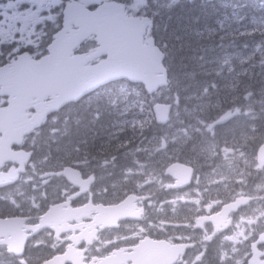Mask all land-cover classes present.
Segmentation results:
<instances>
[{
  "label": "rangeland",
  "instance_id": "obj_1",
  "mask_svg": "<svg viewBox=\"0 0 264 264\" xmlns=\"http://www.w3.org/2000/svg\"><path fill=\"white\" fill-rule=\"evenodd\" d=\"M178 2H182V0H178ZM256 4L259 8H261V2ZM222 8H224V5ZM259 11L260 9L257 12ZM182 34L184 36L183 38H185L187 41L186 44L191 42L194 37L190 32ZM197 34L201 37L200 42H202L203 39L208 41V44L202 45L201 43L196 47V51L201 53L200 50H203V54H206L205 57H201L202 59H197L201 60L199 65L203 66L205 69L202 75H204L205 78H211L212 80V84L209 85L211 87L208 89L223 91V95L225 98H229V100L225 99L227 100V103L223 106V108L218 103H215L217 100L210 101L209 99L204 101L201 100V98L195 100V104H192L191 109L187 108L185 105H182V107H184L183 109L177 107V113L174 115L175 121L173 125L170 128L163 130L161 134L152 136V138H156L149 143L144 142L142 149V154L146 155V159L154 160V162L156 161L154 157L160 154L162 141H166L167 148L170 150L167 152L166 156H163L160 159V166H158L157 170H155V174L157 176L154 178L153 185H167V180L163 178L164 169L161 167L167 163L168 158H175L181 154H183V156L191 154L192 148L183 151V144L189 142L190 145L192 141H195V132H201V129L205 138L209 139L210 142V150H208L209 159L211 162H213V164L218 162L219 167L216 169L219 168V172L222 174L218 180H216L214 177L211 179H203L201 175H199V177H196L194 187L190 190V192L185 191L183 194L177 197V203L180 205H173L176 209H172L170 207L165 208L170 206L167 203H163L161 205L162 207H158L157 214L163 218L160 220V222L165 223L164 225L170 224V219L173 222V224L170 226L162 225L158 227V229L163 230L162 233H165L164 231H166L175 235L177 240L185 238L187 235L192 233L193 229L194 231L197 229V216L211 207L213 200L218 198L220 192L206 196L201 201L202 194H204L207 190H210L213 187V184L217 185V181L221 182L220 186L224 191L230 192L228 195L242 192L240 189H242L244 186L237 187L235 183H233L234 180L238 181L245 171L243 165L245 164L246 160L242 157V155L247 156L252 148L259 147L260 144H263V141H261L263 137L258 134L256 129L259 122H264V79H262L264 78V15L258 16L254 13V11H252L251 14L246 13V15H242L237 10L230 13L222 12V14L216 18L214 29H204L202 32ZM171 52L180 54L176 51ZM189 52L192 51L185 50V52H181V54H184L183 56L185 58L187 57L186 62L191 59H195V56H190ZM174 61L175 66H177L179 71H181L177 72V74H182V71L186 68L184 67L185 65L183 64L182 59H174ZM219 80L222 85H217ZM250 82L255 84V89L251 87ZM124 87L126 86H118V91L121 92ZM133 89L135 90V93H138L136 88ZM192 90H194V88H192ZM203 91L206 92L205 88H203ZM238 91H241L240 95ZM170 93V91L164 92L161 97L167 95V98H169L170 96L168 94ZM210 93L211 94L209 96H211V98H217L214 96V94H212V92ZM201 94V96H208L204 95V93ZM237 95H239V97L236 98L235 102L238 103V105L233 102V98ZM193 96L195 95L193 94ZM251 98L256 100L252 103V111H250ZM106 100V96H104L101 101ZM126 101L127 100L124 99L118 102H113L112 105L113 107H116L117 115L110 114V117L106 118L105 122L102 121L101 124H105L106 127H115L114 131L117 130L120 134L131 132V137L135 138L136 132L134 133V127L139 124L146 126V120H149V116L146 110L141 109V123L138 124V122H135L134 124L130 125L128 120L131 117V114L126 112L127 107L124 103ZM233 103H235L236 108L232 107ZM87 104H84L82 108L85 109ZM255 104H257V107ZM189 111H194L192 112V116L194 115L196 120H201L198 125L193 126L190 124L193 117H190L189 115L186 116L187 119L185 121H181V118L189 113ZM104 116V114L101 115V117ZM241 116H244L245 120L240 121ZM226 118L228 121L226 123L220 124V127L217 128V124L222 119ZM236 118L237 121L235 123ZM250 118L256 119V121L254 120L251 122L249 121ZM52 126H50L49 129H51ZM238 127L240 129H238ZM233 128L237 129V133L234 138L231 132ZM106 132L107 130L103 129L96 132L92 131L87 137H85V139H87V141L93 142L97 138L102 139L106 137ZM206 132H208L209 135ZM212 138L213 141H219L212 143ZM227 138L229 139L227 140ZM141 141L142 140H139V143H141ZM196 142L197 141L193 142L191 145H194ZM49 143L51 145L58 144L57 141L52 138V136ZM127 143L128 148L125 153L128 156H138L141 145L137 148H134L133 150H130V143ZM134 143H136V139L134 140ZM118 145L123 147L126 146L120 141ZM103 149L104 146H101V151ZM196 151L198 152L197 149ZM80 152L81 151L77 149L75 153L70 152L65 154V156L67 159L74 158L75 154L77 155ZM48 153L49 159L54 157L50 149ZM79 157L80 156H78V158ZM213 157H216V159H212ZM113 160L115 159H111L110 161ZM80 163L81 162H78V164ZM84 163L89 164L90 161L87 160L86 162L84 161ZM86 164H84V166ZM208 164L210 163H207L206 166ZM134 167L135 165L132 163V161H128V163L125 164L123 172H121L119 169L116 170L114 168L113 162L99 163L98 171L101 175L99 186L104 189L105 187H103V185L101 186V182L103 181V183H105L106 178L111 177L120 181L119 184L113 185L117 190H123L126 187H133L132 185L140 187L141 183L139 182V178L137 175H135L137 174L136 170L134 171V174L130 175V184L122 183L127 177L128 173L135 169ZM108 169H115V171L114 173H106ZM253 171H255L257 176H261L262 173L261 178H259L260 180L264 181V171H261L259 167H257L255 170V166H253ZM46 173L47 171L44 170L39 174V176L42 177ZM252 177L256 182L257 177L255 175ZM150 179H153V177L149 172L146 171L145 181L148 182ZM203 181L205 183H202ZM25 184L27 185V189H23ZM60 184L61 182L54 179L41 181L39 177L27 178L23 181V184L20 185L21 187H19L20 193L16 196H12L10 200L12 201L15 208L26 207L29 209L27 210L28 212L37 216L44 211L45 207L57 199V194L63 192L64 186L63 188H57ZM257 185L259 187H255V191H264V187L262 185ZM105 190L109 192V189L106 188ZM35 192H42L44 195H35ZM245 192L249 194L253 193L249 189H247ZM112 194L122 197L121 192L115 191ZM47 195L49 197L48 201L46 200ZM50 197L53 199L50 200ZM263 214L264 211L262 210L256 215L251 213L250 216H247L246 218L255 219L257 221L256 226L258 229H260L264 225ZM148 223L149 225L153 224V222L150 220ZM200 232L210 233L208 228L197 232L195 231V233H199L198 235L202 236L203 233ZM214 242L215 241H211V244ZM44 243L46 246H49L46 241ZM201 244V248L205 247V240ZM109 246L110 244H107L106 248ZM214 247H216V245L211 247L210 250L215 251ZM220 254L233 258V261H235L236 264H245L247 258L250 257L251 254L250 244L244 242L240 245V247L239 244H235L234 249L232 246H228V250H224ZM216 258H218V254ZM12 263H14L12 260L0 253V264Z\"/></svg>",
  "mask_w": 264,
  "mask_h": 264
},
{
  "label": "snow or ice",
  "instance_id": "obj_2",
  "mask_svg": "<svg viewBox=\"0 0 264 264\" xmlns=\"http://www.w3.org/2000/svg\"><path fill=\"white\" fill-rule=\"evenodd\" d=\"M191 2L0 0V97L47 87L111 57L134 34L166 48L162 34Z\"/></svg>",
  "mask_w": 264,
  "mask_h": 264
},
{
  "label": "water",
  "instance_id": "obj_3",
  "mask_svg": "<svg viewBox=\"0 0 264 264\" xmlns=\"http://www.w3.org/2000/svg\"><path fill=\"white\" fill-rule=\"evenodd\" d=\"M163 74L162 77L158 76ZM127 79L132 83H141L146 87V91L150 94L155 93L160 87L167 85L166 70L162 66V56L157 50H152L142 45V36L134 34L130 36L119 51L108 57L101 65H98L91 69L80 68L67 75L62 76L53 84L38 89H29L23 92H13L10 97V105L8 108L0 110V133H4L10 140L22 139L24 136L32 133L37 129L43 120L62 110L71 103L79 102L86 95L96 91L100 87L106 86L110 83ZM15 97L16 99H13ZM37 100V106L33 107L36 110V115L29 120L24 116V112L28 109H32V103ZM48 101V102H47ZM41 102V103H39ZM156 119L159 123L166 124L169 121L171 113V106H156L155 107ZM23 123L21 133L15 129V124ZM259 162L264 166V147L259 152ZM20 159V157L18 156ZM18 158L11 155V153L4 146L0 152V168L5 163L20 161ZM28 160V159H27ZM26 160V161H27ZM175 179L178 181V185L182 188L187 187L191 183L193 172L182 165H174L169 171ZM60 175L66 177V179L73 185L89 187L94 182V178L83 183L81 174L71 168L66 169ZM9 180H17V176L14 174L7 176H0V188H4L9 185ZM7 183L4 184L3 182ZM84 192L87 188H84ZM134 201H137L134 197L127 199L123 205L115 208H97L99 213L97 217V226L105 228L117 227L118 222L125 219L139 220L141 213L135 215V209L133 207ZM230 209L223 212V221H219L216 217L213 221L216 224H220L225 221V217L229 213ZM91 212L90 206L85 209L73 210L64 209V205H59L51 209V212L43 217L39 226L24 229V219H10L0 220V246H8L10 254H15L17 257H23L26 247L22 240L30 238L26 233L33 232L34 235L40 232L51 229L58 232V237L63 233L70 230L66 227L68 223L80 220L85 215ZM62 225L63 228H59ZM75 230V229H73ZM96 232L91 236L88 233H83L78 238H72V242L78 246L79 241L87 240L89 243L95 238ZM4 238V241L1 239ZM260 243H264V236ZM191 246L178 245L170 246L164 243L157 249L147 248L145 245H139L135 252L129 256H125L121 252H117V256L114 258L108 257L100 261V264H143L142 261L148 258H153V254L156 253L158 258L156 260H162L161 264H173L177 261L180 255L184 254ZM147 251V255L142 251ZM84 252L75 253L74 248H70L63 256L55 257L52 261L45 264H83ZM98 261V260H95ZM250 264H264L259 261V257L255 254Z\"/></svg>",
  "mask_w": 264,
  "mask_h": 264
},
{
  "label": "flooded vegetation",
  "instance_id": "obj_4",
  "mask_svg": "<svg viewBox=\"0 0 264 264\" xmlns=\"http://www.w3.org/2000/svg\"><path fill=\"white\" fill-rule=\"evenodd\" d=\"M150 38L151 37L147 36V39H150ZM173 42H177V39L174 38ZM196 44L198 43H195L194 39H192L191 42L187 43V47L195 46ZM206 44H208V41L203 39L202 45H206ZM173 48L176 49L177 46H173ZM96 64H92L89 66H94ZM6 105H7V99L0 97V107H4ZM31 141H32L31 138H25L20 147H14V151H26V152L32 151ZM75 145H78V143L75 142ZM85 146H83L84 147L83 150L90 152V149ZM81 147L82 146H77V148H80V151L82 150ZM213 159H216V157H213ZM34 164L35 163L33 160L27 167V175L30 174L31 169L39 168L38 165H34ZM13 167H17V166L8 165L4 168L3 172H7L9 169ZM81 169L83 171L85 178L88 177L89 175L91 177L96 176V173L92 170V168L88 169V168L81 166ZM116 170H118V168H116ZM112 173H114V171H112ZM204 179H211V177L210 175H208ZM168 181L171 182V179H168ZM233 183H235V181H233ZM78 192L79 191L77 189L71 186H68L67 195H75ZM177 192L178 191H174L173 193H177ZM217 192H220L218 198L213 200V204L211 205V207L205 210L203 213H200L198 217L208 218L216 214H219L223 211L222 209L223 207L234 203L237 199H239L242 196H246L245 193L241 195H238L235 193L228 195L229 192L224 191L222 187L220 186V184H218V185H213V187L210 190H207L204 194H202L201 201L206 196H210ZM59 194H57V197H60ZM101 196H102L101 191H94V193L92 194L89 193L88 195L83 196V197L80 196L74 202V207H82L89 200H93L95 203H105L108 205L113 204V203L102 202ZM152 199L153 197L151 196L150 202H152ZM254 199H255V202H253ZM253 201L246 207V209L240 210L237 213H234L230 216V219L227 224L228 227L226 229L224 228L217 229L211 223H206L204 229L208 228L210 233L203 232L202 236H200L198 235L199 233H195V231L196 232L199 231L196 229L195 231L193 230L192 233L189 234L187 237L182 239V242L195 243L196 247L195 249L189 251L185 257L181 258L178 264H236L235 261H233V258L225 256L220 253L224 250H228V246H232L234 249L235 244H239V247H240V245L244 242L250 244V247H251L253 244L257 243L260 237L264 234V225L260 229H258L254 220L245 219V217L248 215V209L251 205L256 206L257 202H259L263 204L264 206L262 198L253 197ZM150 202L139 204L140 207H144L146 210V213H145L146 219L144 218L145 220H143L142 222L140 223H134L131 221L124 222L122 223L119 230H106L102 232L99 235V240L96 243H94L90 248H86V245L83 244L84 246L82 245V249H85V248L88 249L87 259H90L91 257L97 258L95 256L104 257V255L106 256L107 254H110L117 250L131 252V250L134 249L141 240H144L146 238H150L153 240L162 239L168 242L177 240L175 235L168 233L166 231H164L165 233H162L163 230L158 229V227L162 225L170 226L173 224V222L171 219H170L171 223L168 225H164L165 223L160 222V220H162L163 218H161V216L157 214V210H158L157 207H150L151 205ZM149 220L153 222V224L149 225L148 223ZM85 222L86 224H88L91 222V220L85 221ZM33 223H34L33 221H30L29 225H34ZM50 238L54 239L52 233L45 232L39 238L31 239L28 243L29 245L28 249L32 245L39 244L37 243L38 239H44V241H48L50 240ZM204 240L206 242V246L201 248L202 246L201 243ZM211 241H215V242L211 244ZM107 244H110V246L106 248ZM215 245L216 247L214 248L218 250V258L211 257L208 252V249ZM260 250L264 253V245L260 246ZM248 261H249V257L247 258V261L245 264H247Z\"/></svg>",
  "mask_w": 264,
  "mask_h": 264
},
{
  "label": "trees",
  "instance_id": "obj_5",
  "mask_svg": "<svg viewBox=\"0 0 264 264\" xmlns=\"http://www.w3.org/2000/svg\"><path fill=\"white\" fill-rule=\"evenodd\" d=\"M262 1L263 0H215V1L210 2L209 6H207L204 3H202V1L199 0L198 2H195L192 6L187 5V7H184L181 10V12L176 16V19H175V22L178 21L177 28L171 27L170 31L174 30V32L177 34H180L181 32L184 34L189 33V32L195 33V31L202 29L204 26H209V25L212 26V24H215L217 16L222 14V12L224 13V11L226 13L228 12L230 13V12H235L237 10L239 12L250 14V12L253 11L254 8L258 7L256 3H259ZM223 5H224V8H222ZM180 37L183 38L184 37L183 34H180ZM169 38L170 39L174 38L173 33L170 34ZM186 42H187L186 40H183L182 44L180 45H182L183 47V45H185ZM193 48H194L193 46H190L187 48V51H192V52H189L190 56L197 55L198 51L194 50ZM185 50H182L181 52H185ZM181 52H179L180 53L179 57L182 59V62L185 65L184 67L186 68L185 70L182 71V74H177V72H181L179 71L178 67L177 66L171 67V72L173 73L172 74L173 83L171 82V87H172V84L173 85L176 84L178 80V82H183V86H182L183 89H188V88H192L193 86L186 79L187 76L191 74H196L197 76H199L198 78H201L202 68L199 65H197L196 56H195V59H191L186 62L187 57L185 58L183 56L184 54H181ZM183 73H184V76H183ZM175 76L177 77V79L175 78ZM116 86L117 84H113L109 87L102 89V91H105V94L97 95L94 98V103L89 105L86 111L79 110L78 108L75 109L74 106L70 108L69 114L67 115L68 120H66L65 123L63 122L64 125H60V127L58 126L56 127V129H53L57 131L56 138L59 139V142H58L59 146H63L67 151H72L74 149V145H75L74 143L77 139L87 137L88 134L92 131L96 132L101 129L107 130L109 128V127H106L105 124L102 125L101 123L102 121L105 122L106 118L109 117L108 115L114 112L115 109L108 105L105 106V104H101L100 102L102 98L108 94V92H117L118 88ZM147 101L149 102L148 97L142 91L141 96H137L135 98L129 96L126 102V107H127V112H129V114H132L131 109H137L134 111L137 113H139V110L141 108H144V110H146L149 116V120L148 119L146 120V123H147L146 127L147 126L148 127L145 128L144 132L146 133V135H150L151 129L155 128V126L159 128V126L153 120L151 110H150L151 103H148ZM102 114H104L105 116L101 117ZM116 115H117V112H116ZM263 128H264V122L261 125H259L260 134H263ZM123 136L124 135H122V137ZM52 138L56 139L54 136H52ZM128 139L132 141L131 137ZM94 141H97V140H94ZM58 145L57 144L51 145V148L52 147L54 148L53 151L55 150L59 151ZM91 145L94 146L93 143ZM2 193L3 192H0V194ZM0 205H2L1 200H0ZM4 205L5 204H3V206ZM5 212L6 210L4 209V207L0 208V215H4ZM29 254H30V257L28 258V260L31 263H38V262H41L47 259L45 255L46 254L45 251L38 253L30 249ZM13 264H18V263H13Z\"/></svg>",
  "mask_w": 264,
  "mask_h": 264
},
{
  "label": "bare ground",
  "instance_id": "obj_6",
  "mask_svg": "<svg viewBox=\"0 0 264 264\" xmlns=\"http://www.w3.org/2000/svg\"><path fill=\"white\" fill-rule=\"evenodd\" d=\"M197 1H199V0H197ZM173 39L174 38H171V40H172V43L174 44V45H178V44H182V41H180L179 39H177V42H173ZM176 39V38H175ZM123 85L124 86H126L127 84L124 82L123 83ZM104 95L105 94V91H102V90H100L99 92H98V95ZM106 96V99H107V101H109V102H118V101H120V100H124V99H127L128 97H129V95H126V94H119L118 92H108V94L107 95H105ZM77 143H78V145H74L75 147H77V146H82L81 148H82V150H81V154L82 155H84V156H93L94 155V153H92L91 151L90 152H87V151H85V150H83V146H85L86 144H88V141L87 140H84V139H81V140H79V141H76ZM75 144V143H74ZM58 145V144H57ZM58 149H59V153H61V154H63V155H65V151H64V149H63V147L62 146H59L58 145ZM95 148V147H94ZM131 161H132V163L136 166V167H139V168H141V169H143V170H145V171H147V172H154L155 170H157V167H158V165L154 162V160H150V159H144V158H141V157H138V156H133L132 158H131ZM72 168H73V170H75V169H77L78 168V165L76 164V163H73L72 162ZM162 168V167H161ZM159 169V168H158ZM96 173V172H95ZM98 177H100V174H98V173H96V176H94V177H92V178H98ZM10 191L12 192V193H15V188L13 187V186H11L10 187ZM35 195H44V193H42V192H35ZM48 195H47V198H46V200L48 201ZM3 201H5V198H3ZM173 205H175V206H179L180 204L179 203H174V204H172V205H170V206H167V207H165V208H168V207H170V208H172V209H176V208H174V206ZM160 207H162V206H160ZM223 212H224V210L221 212V213H219V214H217L216 215V218L219 220V221H223L224 219V217H223ZM12 219H15L13 216H12ZM80 230H82V228H80ZM47 232H50V233H52V235H53V237H54V239H56V238H58V232L57 231H53V230H49V231H47ZM32 238H25V239H23L22 240V242H23V244H24V246L28 249V247H29V245H28V243H29V241L31 240ZM50 240H52L51 238H50ZM44 241V239H38L37 240V243H41V242H43ZM139 244L140 245H145V247H147V248H153V249H157V248H159V247H161L163 244H164V242L162 241V239H160V240H153V239H148V240H141L140 242H139ZM33 246V245H32ZM245 248V247H244ZM30 249V248H29ZM135 249L136 248H134V249H132L131 250V252H127V253H124V255L125 256H123V257H126V256H129V255H131V254H133L134 252H135ZM142 251L147 255V251H145L144 249H142ZM112 256V258H114V256L116 257L117 256V254L116 253H110V254H107L106 256L104 255V257H100V258H93V259H87V258H84L83 259V264H100V261L101 260H104V259H106V258H108V257H111ZM158 258V256L156 255V253L155 254H153V258H148V259H146V260H143L142 261V263L143 264H161L162 263V260L160 259V260H156ZM95 260H98V261H95ZM128 264H132L131 262H129Z\"/></svg>",
  "mask_w": 264,
  "mask_h": 264
}]
</instances>
